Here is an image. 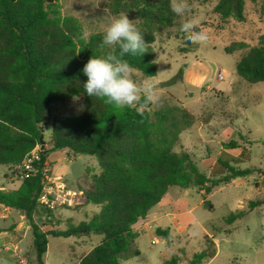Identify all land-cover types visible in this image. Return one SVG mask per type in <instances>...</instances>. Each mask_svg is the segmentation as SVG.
I'll return each instance as SVG.
<instances>
[{
    "label": "trees",
    "instance_id": "obj_1",
    "mask_svg": "<svg viewBox=\"0 0 264 264\" xmlns=\"http://www.w3.org/2000/svg\"><path fill=\"white\" fill-rule=\"evenodd\" d=\"M245 1L219 0L214 13L223 21L245 22ZM262 7L264 10V0ZM109 9L139 22L137 28L147 43V52L143 56L127 54L124 59L145 77H155V37L174 27L178 18L170 0H112ZM83 34L76 18L62 14L60 0H0V167L21 166L41 145L40 126L45 127L53 105L77 97L83 102L81 113L52 121L51 148L42 152L45 163L39 160L34 166L42 170L50 152L69 150L74 156L95 157L100 167L98 174L76 184L82 206H98L100 212L88 221L69 222L65 230L44 232L36 221L48 213L38 201L43 192L39 171L29 178L21 174L17 189H0V205L24 215L31 228L35 254L31 264H44L48 237L81 239L93 235L102 236V241L84 254L79 264H122L123 255L139 237L133 226L145 219L172 187L197 188L204 192L203 206L213 210L205 199L212 191L208 186L211 180L189 153L175 150L193 116L178 105L146 109L139 115L135 109H118L87 96L83 89L87 77L82 69L92 56H104L110 49L100 47L101 33L87 39ZM245 48L244 43H235L225 51L232 54ZM236 72L249 84L264 82V34L240 57ZM183 74L180 70V79ZM238 148L236 140L223 144L227 151ZM219 163L228 173L224 181L251 173L228 162ZM263 205L264 200L251 201L248 209ZM246 214L244 210L231 213L224 221L232 225ZM155 232L158 237L170 238L169 228ZM204 241V250L184 260L185 264H206L217 255L214 240L206 235ZM181 262L174 254L164 264Z\"/></svg>",
    "mask_w": 264,
    "mask_h": 264
},
{
    "label": "rangeland",
    "instance_id": "obj_2",
    "mask_svg": "<svg viewBox=\"0 0 264 264\" xmlns=\"http://www.w3.org/2000/svg\"><path fill=\"white\" fill-rule=\"evenodd\" d=\"M111 2L60 0V6L64 16L76 18L83 32L91 33L89 38L102 34L108 19L115 15L109 9ZM188 2L191 12L184 18L178 17L174 27L155 37L153 47L157 75L145 77L133 69V78L137 82L151 80L159 90V102L150 106L149 110H165L178 105L193 116L192 123L181 132L175 150L189 153L200 171L211 180L208 186L212 191L206 194L205 199L212 204L213 210L203 206L204 192L197 188H170L148 216L133 226L139 237L134 240L130 251L123 255L122 264H164L174 254L181 257V264H185L184 260L204 250L206 235L214 240L217 247V255L206 264H264V205L248 209L251 201L264 200V82L249 84L236 72L240 57L250 47L256 46L259 37L264 34L262 0L245 1L246 20L242 23L233 19L223 21L215 14L214 7L219 0ZM192 17L198 18L199 29L208 33L206 45L191 43L180 30L183 19ZM235 43H244L246 48L227 54L225 49ZM192 60L203 61L210 67V86L206 84L198 89L185 87L179 71L184 72ZM174 77H177L175 84L161 87L162 83ZM82 106L79 98L53 105L45 123V147L49 148L51 144L52 121L62 116L79 115ZM231 140L238 141L240 148L224 150L223 144ZM53 152L57 164L52 176L62 177L71 189H75L82 179L100 172L93 156L73 157L69 150ZM219 160L239 169H248L251 173L245 178L224 181L228 173ZM21 174L14 168L0 167V187H5L6 191L17 189L22 180ZM59 209L63 220L72 215L75 224L88 221L93 214L100 212L98 206L83 207L82 200ZM242 210L247 212L244 218L232 225L225 223L227 216ZM13 215L19 216V213L14 212ZM157 228H169L170 238L158 237ZM102 238L93 235L82 238L83 244H74L73 241L78 239L49 237L50 260L64 264L62 255L70 253L69 247H73L80 256L98 245ZM31 242L30 234L22 247L31 249ZM135 252L138 254L134 255ZM0 264L16 263L0 249Z\"/></svg>",
    "mask_w": 264,
    "mask_h": 264
},
{
    "label": "clouds",
    "instance_id": "obj_3",
    "mask_svg": "<svg viewBox=\"0 0 264 264\" xmlns=\"http://www.w3.org/2000/svg\"><path fill=\"white\" fill-rule=\"evenodd\" d=\"M170 8L181 18L191 12L188 0H170ZM137 22L130 20L123 12L108 19L102 31L100 47L110 50L106 55L92 56L86 62L82 69L87 77L83 89L87 96L96 97L106 105L135 109L139 115H143L150 106L158 104L160 93L151 80L137 82L133 78L131 65L124 59L127 54L143 56L147 52V43L136 26ZM199 23L196 17L183 19L180 30L186 34L188 41L203 46L207 44L209 35L199 29ZM90 34L85 32L82 38L87 39Z\"/></svg>",
    "mask_w": 264,
    "mask_h": 264
},
{
    "label": "crops",
    "instance_id": "obj_4",
    "mask_svg": "<svg viewBox=\"0 0 264 264\" xmlns=\"http://www.w3.org/2000/svg\"><path fill=\"white\" fill-rule=\"evenodd\" d=\"M210 76H211V69L206 63L199 60H192L190 63L187 64V67L185 68L183 74V84L185 85V87L189 86L195 89L201 88L203 85L206 84L210 86ZM45 148L50 149L51 146L49 148L48 147ZM64 160L67 159L65 158ZM56 164L57 161L56 159H54V152H52L48 155L46 162V165L51 170V174L53 173L54 165ZM1 188H4V190H6L5 187H1ZM72 190H76V188ZM14 212L15 211H13L12 209L5 208L4 206L0 205V249L5 254L11 256V258L14 259L16 264H22L20 263L21 259H25L26 264H31V261L35 259L32 242L29 245L31 249L25 250L24 247H22V245H24L25 242L28 240L29 235L30 234L32 235L31 228L28 225L24 215L19 213V216L18 215L16 216L13 215ZM60 212L61 209L56 210L53 213V217L51 218V220L45 225L42 224V221L39 217H36V221L41 224L42 231L47 232L53 228L65 230L69 222L74 223L73 221L74 219L72 215H67L66 219L63 220ZM71 238H65V239H71ZM81 239H78L77 241H73V243L83 244L84 241ZM32 241H33V236H32ZM69 248H70V253L68 252L67 253L68 255L66 254L62 255V261L64 262V264H67L69 261L70 264H79L80 258L84 254L92 250L91 249L90 251L84 252L80 256H77L74 248L73 247H69ZM32 250L33 253H31ZM72 259H74L75 261H73ZM44 264H56L50 260L49 240H48L47 253L44 256Z\"/></svg>",
    "mask_w": 264,
    "mask_h": 264
},
{
    "label": "built area",
    "instance_id": "obj_5",
    "mask_svg": "<svg viewBox=\"0 0 264 264\" xmlns=\"http://www.w3.org/2000/svg\"><path fill=\"white\" fill-rule=\"evenodd\" d=\"M39 160L40 148L38 146L30 153L21 166H17L14 169L22 173V178H29L33 172H40L42 176L43 192L38 201L48 213L38 217L41 219L42 224L45 225L51 220V213L53 214L59 207L64 205L72 206L75 201L81 202V195L76 190L70 189L62 177H53L48 166L44 167L42 170L36 169L34 164ZM0 189L4 190V188L1 187ZM20 263L26 264L25 259H21Z\"/></svg>",
    "mask_w": 264,
    "mask_h": 264
},
{
    "label": "water",
    "instance_id": "obj_6",
    "mask_svg": "<svg viewBox=\"0 0 264 264\" xmlns=\"http://www.w3.org/2000/svg\"><path fill=\"white\" fill-rule=\"evenodd\" d=\"M177 77H174L172 80L168 81V82H164L161 84L162 88H167L173 84L176 83ZM40 130L42 132V137H41V145H40V163L44 164L45 163V157L43 155V150L45 148V141H44V132H45V127L44 126H40Z\"/></svg>",
    "mask_w": 264,
    "mask_h": 264
}]
</instances>
